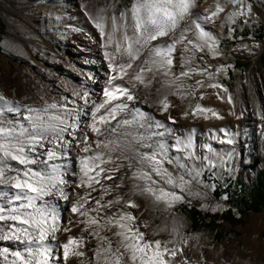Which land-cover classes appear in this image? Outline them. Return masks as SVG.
<instances>
[{
	"label": "snow or ice",
	"instance_id": "snow-or-ice-1",
	"mask_svg": "<svg viewBox=\"0 0 264 264\" xmlns=\"http://www.w3.org/2000/svg\"><path fill=\"white\" fill-rule=\"evenodd\" d=\"M229 6L234 9L230 21L252 14L245 0H215L204 15L195 11L197 0H131L117 15L113 0L111 15L101 9L89 16L110 72L99 103L87 90L73 89L71 99L45 100L39 107L0 93V242H9L0 246V264H177L183 252L169 247L175 241L146 239L129 211L139 205L120 193L130 185L132 195L171 208L185 193L201 195L192 185L201 184L200 176L220 157H214L211 145H196L191 134L177 135L136 102L141 90L155 91L163 94L159 110L167 112L177 81L192 73L214 78L210 66L193 67V62L205 50L219 55V40L206 25ZM177 54L179 75L173 71ZM89 109L91 119L80 134V117ZM191 114L220 118L199 103ZM74 146L80 154L73 199L64 191L67 181L57 161ZM203 147L208 153L201 155L197 149ZM52 196L71 201L73 217L66 223L48 199ZM74 229L79 232L73 234Z\"/></svg>",
	"mask_w": 264,
	"mask_h": 264
},
{
	"label": "rangeland",
	"instance_id": "rangeland-1",
	"mask_svg": "<svg viewBox=\"0 0 264 264\" xmlns=\"http://www.w3.org/2000/svg\"><path fill=\"white\" fill-rule=\"evenodd\" d=\"M224 2L225 0H220L221 4ZM112 3L113 0H97L93 5L90 0H0V93L34 107L40 106V103L32 100L34 93L46 96L49 103L60 99L52 97V91L57 90L55 87L61 88L60 83L55 80L57 72L54 68L70 40L75 35L82 37L85 32L79 27L84 21L72 22L74 10L80 9L87 21H91L89 16H96L101 9H108V14L111 13ZM130 3L131 0H115V13L118 15ZM211 3L212 0L204 1L202 6L211 7ZM245 4L264 11V5H259L257 0H245ZM228 9L234 10L232 6ZM219 18L220 16L213 22L218 24ZM248 18L242 24L237 21V17L234 22L228 18L223 20L219 35L216 36L219 40V55L213 57L205 50L193 62V67L210 66L213 79L192 73L177 81L172 88L176 93L174 96L181 101L179 111L183 130L191 124V110L197 103L203 105L208 91L226 89L227 113H217L220 118L206 120L210 123L215 121L213 130L220 129V132L229 127L230 133V137L225 139L217 132L209 140L214 157L219 154L220 159L214 158L215 167L205 169L207 174L204 171L200 176L201 184L192 185V191L201 195L193 197L185 193L184 199L173 206L184 204L187 207L198 206L209 212H219L227 207L225 202L230 193L235 195L240 184L241 189L253 184L257 171L264 169V147L258 152L251 141L241 139L237 135L240 133L236 131L238 124L249 122L246 111L250 102L260 111L264 109V41L254 34L264 24V18L259 17L255 11ZM84 23L89 27L88 23ZM88 29L93 32V28ZM246 30L250 31V35L244 36ZM237 59L246 61V67H235L228 79L227 69ZM217 69L221 71L217 72ZM182 70L181 60L175 57L173 71L179 75ZM197 81H203L204 86L200 87ZM208 84H218L221 87L211 88ZM48 95H51L50 98ZM153 105V109L158 112L159 101ZM185 112L189 115L185 116ZM199 117L195 116L196 119ZM261 126L264 128V118ZM245 127L248 128L246 125ZM261 131L264 133V130ZM245 133L244 131L240 135ZM253 136L256 141L255 134ZM198 138L202 139L199 134ZM228 139H232L233 143H227ZM129 187L130 185H126L125 189ZM214 189L218 190L219 196L214 195ZM225 189L231 192L226 194ZM172 207L166 209L162 204L156 207L153 202L144 204L141 216L146 222L137 220V225L145 233L146 239L175 241V245L170 244L169 247H179L187 264L192 263L187 257L195 254H199L202 264H264V207L258 212H246L235 225L223 221L220 239L214 236V228L191 229L188 216L174 211ZM235 215L238 213L235 212Z\"/></svg>",
	"mask_w": 264,
	"mask_h": 264
},
{
	"label": "bare ground",
	"instance_id": "bare-ground-1",
	"mask_svg": "<svg viewBox=\"0 0 264 264\" xmlns=\"http://www.w3.org/2000/svg\"><path fill=\"white\" fill-rule=\"evenodd\" d=\"M90 1L93 5L97 0ZM204 1L208 0H197L198 8L195 11L200 15H204L205 9L210 8H204L202 6ZM257 2L259 5H264V0H257ZM211 4V7L214 9L215 0H212ZM74 11L75 13H73V15L71 16L72 22L73 20L84 21L88 23L87 25L89 27H87L84 22H81L79 27H82L85 30L83 36L81 37L79 35H75L74 38L70 40L66 51L61 54V57L56 67L54 68L57 72L55 80L60 83L61 88L55 87L57 90H60L52 91V97L62 98L64 96H68L71 99L73 89L82 91L87 90L92 94V99L99 103L103 98V88L105 87L108 76L110 74L107 68V61L105 60L103 55V49L101 48L102 42L98 30L92 26L93 21H87V18H85L80 9ZM231 11L233 10L228 9V12L221 14L219 20L217 19L219 23L216 24L212 22L206 25V29L210 30L215 36H218L219 29L223 20L227 19L228 13H230ZM254 11L257 12L259 17L264 18V11L261 8L253 6L252 14L254 13ZM111 14L112 12L109 13V15ZM246 20H249L248 16L237 17V21L240 24H242ZM88 28H93V32H90ZM76 32H78V30ZM176 58L180 59V55L177 54ZM157 87H159V85H157ZM217 93H219V95H217ZM162 95L163 94H157L155 91L145 93L143 90H141V99L136 102V106L140 107L144 111L150 112L157 120L163 122L166 127L173 129L177 135L183 136L191 134L194 143L196 144L197 142L196 145H209V140H211V138H214L217 135V132L220 130L212 129V125L215 124L213 122L215 121L211 120L213 122L210 123V121H207L202 116L196 119L195 116L192 115L190 117L191 124L189 126L187 125V128L183 130V122L179 111V102H181L180 98L174 95H168L167 98L169 99L170 107L167 112L162 113L159 110L160 107L158 108V112L153 109V104L158 102L161 99ZM48 96L50 98L51 95ZM32 97L33 102L40 103L39 105H42V103L47 99L46 96H40L36 93H34ZM227 101L228 94L223 89H214L208 91V93L206 94V101L203 103V105L200 103L199 104L203 108H211L214 109L218 114H224L228 111ZM77 103L82 105L83 101H77ZM246 115L249 118V122L247 124L243 122L238 124L236 128L237 130L234 129V127L232 129L236 130L240 134L245 131L246 133L244 135L237 134L238 137L240 136L241 139L246 138L248 141H251L250 143L252 146H254L253 148L259 152L260 148L264 147V133H261V130H264V128L261 126V122L264 118V109L263 111H260L255 104L250 102L246 111ZM169 117H171L172 119L169 120ZM90 119L91 109H89V114L87 116L81 115L80 117L81 124L80 129L78 130L80 134H83V132L86 130L84 126L90 121ZM245 125L248 128H246ZM228 128L229 127L223 128L220 132H218L219 134L221 133V135L225 139L230 137ZM88 134L90 137L92 136L91 133ZM198 134L202 139H197ZM254 134L256 137V141L253 136ZM198 151L201 155L208 153V149L206 147L199 148ZM79 154L80 153L78 149L74 146L73 149L68 153L66 159L57 161V163L62 164L64 179L67 181V184L64 187V191L69 197H72L73 199V189L74 183L76 181V177L73 175V173L78 171L76 158ZM77 191L82 190L77 189ZM120 194L124 195L125 199L132 198L133 200H135V202L139 205V208H130L129 211H131L133 215L138 218L137 220L143 221L145 223L146 221L141 216V209L144 207L145 203L152 202V200L138 195L134 196L129 192V189L125 188ZM49 199L52 200L54 204L58 205L61 216L63 218L62 223H66L70 217H73V214L70 211L72 206L71 201H65L56 196L49 197ZM156 207H158V205H156ZM78 232L79 229H74L73 234H77ZM60 238L61 240H64L66 237L61 236ZM4 245H9V242H0V246ZM198 256L199 254L192 255L189 258L187 257V260H190L192 262L191 264H202ZM176 261L177 264L185 261L184 256L176 257ZM72 264H76V262L73 261Z\"/></svg>",
	"mask_w": 264,
	"mask_h": 264
},
{
	"label": "trees",
	"instance_id": "trees-1",
	"mask_svg": "<svg viewBox=\"0 0 264 264\" xmlns=\"http://www.w3.org/2000/svg\"><path fill=\"white\" fill-rule=\"evenodd\" d=\"M1 27V24H0ZM255 36L258 39L264 41V24L254 31ZM1 35V29H0ZM250 35V31L246 30L244 36ZM246 61H241L239 59L235 60L231 67L227 69L228 79L232 76L233 69L235 67H246ZM205 174L207 172L205 171ZM242 184H240L239 190L235 195L230 193V196L226 198L227 207L221 211L209 212L203 210L198 206H186L184 204L175 205L172 209L176 212L186 214L190 220V228L195 230L198 228H214V236L217 239L221 238L220 228L223 221H228L229 223L235 225L240 222V217H242L246 212L253 211L258 212L264 207V169H259L256 174V179L250 186H244L241 189ZM226 194H229L227 189H225ZM214 195L219 196L218 190L214 189ZM235 212L238 215H235Z\"/></svg>",
	"mask_w": 264,
	"mask_h": 264
}]
</instances>
